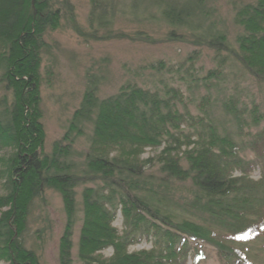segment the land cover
Returning <instances> with one entry per match:
<instances>
[{
    "label": "trees",
    "instance_id": "1",
    "mask_svg": "<svg viewBox=\"0 0 264 264\" xmlns=\"http://www.w3.org/2000/svg\"><path fill=\"white\" fill-rule=\"evenodd\" d=\"M153 1L170 36L176 37L175 30L189 31L188 38L213 51L215 59L230 51L227 35L209 20L202 0ZM55 5L54 0H0V261L38 264L35 252L24 247L23 235L33 203L51 190L60 196L65 213L59 264L72 263L71 238L78 220L81 264H201L206 246L215 250L220 263L251 264L242 246L264 238V115L253 106L246 122L237 100L224 105L237 137H244L240 143L233 132L214 124L208 97L197 106L204 116L196 118L179 88L160 92L127 84L99 99L102 79L88 73L63 137L46 153L40 68L44 36L61 18ZM63 6L72 10L64 1ZM233 23L241 30L235 60L264 84V0H237ZM217 60L219 68L194 78L196 86L220 78L227 58ZM165 68L162 62L150 66ZM261 124L259 132H245ZM85 125L90 126L88 149L79 165L72 149ZM147 149L161 150L142 159ZM244 150L253 154V161L245 159ZM260 166V180H250ZM187 182L194 198L181 205L180 213L170 197L176 184ZM189 211L207 221L185 218ZM118 212L125 226L121 232L112 226ZM135 245L150 249L129 252ZM108 249L111 256L102 258Z\"/></svg>",
    "mask_w": 264,
    "mask_h": 264
},
{
    "label": "rangeland",
    "instance_id": "2",
    "mask_svg": "<svg viewBox=\"0 0 264 264\" xmlns=\"http://www.w3.org/2000/svg\"><path fill=\"white\" fill-rule=\"evenodd\" d=\"M54 1L55 8L60 9L61 18L56 27L48 30L44 36L39 85V109L46 153L53 142L63 137L81 101L88 73L102 79L97 93L99 99L116 94L120 87L127 84L160 92L165 87L179 88L190 115L196 118L204 116L197 106L208 97L211 106L207 111L214 124L233 132L240 143L244 137H237L234 120L230 114L224 113V105L229 100H237L236 109L243 111L246 122H250L253 106L259 109V114L264 115V84H259L235 60L238 53L235 39L241 31L233 23L237 0H202L209 20L227 35L230 50L217 56L218 59L224 56L227 62L220 68V78L210 81L207 86L200 83L196 86L193 80L201 79L209 71L219 68L216 54L194 44L188 38L190 32L187 30H175L176 37L170 36L171 29L161 20L156 1L95 0V6L92 0ZM63 1L72 7L70 12L63 6ZM159 62L165 65V71L150 69ZM250 127L245 132L255 134L262 130L263 124ZM89 132L90 126L85 125L84 136L76 141L72 149L73 159L79 165L88 149L85 139ZM160 150L147 149L141 158L156 156ZM244 155L247 161L254 160L250 151L244 150ZM262 171V166L255 169L249 176L250 180H260ZM81 191L78 189V193ZM194 193L190 182L176 184L170 198L181 213V205L190 203ZM77 202L79 207V195ZM183 215L200 224L206 220L192 211ZM80 217L78 213L77 218ZM65 225L60 196L54 191L45 190L42 198L36 200L30 209L27 230L23 235L24 247L35 252L38 264H59V245ZM112 226L119 232L125 227L119 212ZM80 228L78 220L71 238V264H81L77 255ZM242 247L251 264H264V238ZM149 249V245H135L129 248V252ZM111 254L112 250L108 249L100 256L108 258ZM215 254L212 247L206 246V260L201 264H223ZM0 264L8 263L0 261ZM187 264H191V261Z\"/></svg>",
    "mask_w": 264,
    "mask_h": 264
}]
</instances>
